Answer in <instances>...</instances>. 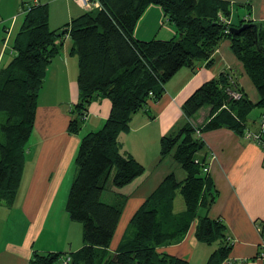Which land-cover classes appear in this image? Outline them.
<instances>
[{
    "label": "trees",
    "instance_id": "1",
    "mask_svg": "<svg viewBox=\"0 0 264 264\" xmlns=\"http://www.w3.org/2000/svg\"><path fill=\"white\" fill-rule=\"evenodd\" d=\"M99 2L100 8L84 12L55 30L50 28L48 3L31 4L26 12L13 43L16 54L0 68V113H6L0 124L4 136L0 141V202L8 206L15 202L26 146L35 126L39 92L49 64L69 38L71 53L78 57L80 98L72 110L75 116L69 123V132L81 130L92 100H111V112L104 125L82 137L76 154V174L65 210L72 221L82 224L83 246L69 254L70 264H189L158 249L181 242L192 227L198 241L216 245L206 264H222L233 245L227 225L209 215L219 191L211 174L204 171L210 162L202 134L227 128L245 135L252 111L258 108L264 116V22H258V45L254 26L239 34L230 32L232 26L255 21L240 19L238 24L231 23L227 0ZM150 4L162 7L177 36L149 41L135 37L136 23ZM223 40H229L230 49L243 63L257 89L258 100H251L226 73L205 82L187 98L182 106L186 120L161 138L159 160L171 156L186 177L180 180L174 172L167 175L133 214L132 237L124 234L111 252L128 196L121 194L117 204L101 201L107 179L116 167L113 184L122 188L145 172L138 160L121 154L119 135L129 131L135 113L148 112L149 104L162 99L166 83L181 68L195 69L198 62L209 60ZM231 90L239 91L241 97L235 99ZM207 106L209 119L194 124L193 118ZM177 191L185 205L180 213L174 210ZM262 227L264 237V224ZM66 254L35 252L31 263L57 264Z\"/></svg>",
    "mask_w": 264,
    "mask_h": 264
},
{
    "label": "crops",
    "instance_id": "2",
    "mask_svg": "<svg viewBox=\"0 0 264 264\" xmlns=\"http://www.w3.org/2000/svg\"><path fill=\"white\" fill-rule=\"evenodd\" d=\"M35 1L48 3L50 21L53 20L55 11L48 1L29 0L25 5V0H12L9 4L0 0V68L14 58V40L27 10ZM227 1L231 23L238 24L240 19L264 22V0ZM70 2L63 13L66 23L84 12L100 8L99 0H93L90 8L81 6L76 0ZM20 15L23 18L18 22ZM134 34L144 41L170 40L177 36L162 7L157 4L146 7ZM71 47L72 42L67 38L61 52L48 66L15 202L12 206L0 202V264H32L35 252L70 254L83 246L82 227L74 225L76 232L72 234L65 203L76 174L75 158L80 141L85 134L102 128L111 112V100L107 97L92 100L81 130L69 132V123L75 116L72 110L80 99L78 57L71 53ZM221 73L229 74L230 80L236 82L251 100H258L257 89L243 63L230 49L229 40H223L209 60L198 62L195 69L181 68L166 83L162 99L149 104L148 112L139 111L132 116L129 131L119 135L120 152L138 160L144 165L145 172L123 187L122 194L129 198L124 214L132 216L167 175L176 174L179 164L171 156L159 161L160 140L185 122L182 106L187 98ZM200 111L199 116H195L198 117L197 124L210 117V107L204 114ZM261 113L258 115L260 120ZM248 130L258 132L260 124L249 121ZM202 137L209 155V173L219 191L209 215L220 218L227 225L228 238L233 245L222 264H264L258 257L263 236L257 230V223L264 224V148L227 128L204 132ZM120 223L109 248L111 252L117 249L124 236L123 229L117 237ZM203 244L195 238L192 227L181 242L161 246L158 250L185 259L189 264H206L209 253ZM212 246L214 250L216 245ZM201 250L204 253L200 259L196 255Z\"/></svg>",
    "mask_w": 264,
    "mask_h": 264
},
{
    "label": "rangeland",
    "instance_id": "3",
    "mask_svg": "<svg viewBox=\"0 0 264 264\" xmlns=\"http://www.w3.org/2000/svg\"><path fill=\"white\" fill-rule=\"evenodd\" d=\"M25 1H26V3H24V4L25 5L28 4L29 0H25ZM31 1L32 0H30V2ZM42 1H45V2L48 1L50 7H52L54 9V11H55L54 18H53V20L50 21V27L52 29L57 28V27H61L64 24H66V21L63 22L65 20V18L63 16V13H64V10L66 9L67 5H69V3L71 4L70 0H42ZM11 2H12V0H4V3H7V4H9ZM22 18H23V16L20 15L18 22H20L22 20ZM208 108H209L208 106L207 107H203V109L200 111L201 114H204L208 110ZM208 112H210V111H208ZM260 112H261V110L258 109V108L254 109L252 111V113H251V115L249 117L250 123H256V124L259 123V124H261V120L259 119V116H258L260 114ZM208 115H210V114L208 113ZM197 116H199V114ZM196 118H198V117H194L193 118V123L194 124H197L196 123V121H197ZM5 119H6V113H4V112L0 113V124L3 121H5ZM199 121H201V120H199ZM3 139H4V136H3V133L0 130V141H3ZM115 172H116V167H113L111 172H110V175H109V177L107 179L106 189H105V191L103 192V194L101 196V201H103L105 203L117 204V203H120L121 200H122V197H121L122 195L121 194L124 193L123 192L124 191L123 187L122 188H117L113 184V177H114ZM176 175H177V178L180 179V180H182V179H184L186 177V173L180 167V165H179L178 170H176ZM128 201H129V198L126 200L125 203H127ZM125 206L123 207L122 215H121L123 217H122V219H120L121 221H119L121 223H120V229H119V231L117 233V237L120 236L121 232L124 229L123 235L125 234L126 237L128 238V237H132V235L134 234L135 228L130 224V220H131L133 214H132V216H129V213H125V214L123 213L124 210H125ZM184 209H185L184 200H183L182 196L180 195V193L177 191L176 196H175V201H174V210H175V212L180 213ZM74 225H76L78 228H80V226L82 227L81 223L71 220L70 231L72 232V234L74 232H76V227ZM204 246H205V248H208V253L210 255L212 250H213V246L212 245H206V244ZM203 253H204V250H201L200 252L197 251V255H196L197 258L201 259L202 256H203ZM66 256H67V254L60 259L61 262L58 263V264H64L63 262H64V258ZM207 258H206V260H207ZM68 264H70V262Z\"/></svg>",
    "mask_w": 264,
    "mask_h": 264
},
{
    "label": "built area",
    "instance_id": "4",
    "mask_svg": "<svg viewBox=\"0 0 264 264\" xmlns=\"http://www.w3.org/2000/svg\"><path fill=\"white\" fill-rule=\"evenodd\" d=\"M81 6L85 8H90L93 5V0H76ZM38 1H35L34 3L37 4ZM152 95V93H150ZM230 94L235 98L238 99L241 97V93L236 90H231ZM245 136L249 138L251 141L257 143L259 146L264 148V116L261 118V124H260V130L258 132H254L251 130H247L245 132ZM210 165L204 167L205 172H209ZM257 230L262 233L263 227L261 224L257 223ZM258 257L264 260V237L259 245V252ZM71 261V256L67 254V256L64 258V264H68Z\"/></svg>",
    "mask_w": 264,
    "mask_h": 264
},
{
    "label": "water",
    "instance_id": "5",
    "mask_svg": "<svg viewBox=\"0 0 264 264\" xmlns=\"http://www.w3.org/2000/svg\"><path fill=\"white\" fill-rule=\"evenodd\" d=\"M251 26H254L255 27V31H256V41H257V44L259 45V31H260V24L258 22H253V23H245L243 24L242 26L240 27H237V26H232L230 27V32L233 33V34H239L241 31H243L244 29H246L247 27H251ZM182 35L180 34L179 37H181Z\"/></svg>",
    "mask_w": 264,
    "mask_h": 264
}]
</instances>
